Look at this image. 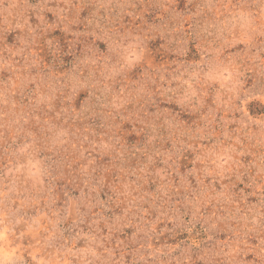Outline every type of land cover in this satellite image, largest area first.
Masks as SVG:
<instances>
[{"label":"clouds","instance_id":"clouds-1","mask_svg":"<svg viewBox=\"0 0 264 264\" xmlns=\"http://www.w3.org/2000/svg\"><path fill=\"white\" fill-rule=\"evenodd\" d=\"M259 81L264 0H0V264H264Z\"/></svg>","mask_w":264,"mask_h":264},{"label":"rangeland","instance_id":"rangeland-1","mask_svg":"<svg viewBox=\"0 0 264 264\" xmlns=\"http://www.w3.org/2000/svg\"><path fill=\"white\" fill-rule=\"evenodd\" d=\"M30 2H35V0H30ZM88 9H86L82 14H81V19H83L85 16L88 14ZM158 10L157 9H150L149 13L146 14L145 19L148 22H155L154 21V16ZM47 18L49 19V22L52 21V16L51 14H46ZM33 23L35 21L33 20ZM125 23H127V18H125ZM49 39L53 40L54 45H59V47L62 49V51L67 52L68 47H69V41L73 39V37L69 36L68 34L63 33L59 29L55 30L54 32L50 33L48 36ZM83 40V38H81ZM163 41L157 40L153 41L150 43V48L152 50L153 57L155 58L156 62H162L165 59H170L171 57L169 56L168 53L164 51V49L161 47V44ZM82 45H78V47H81ZM101 50H103L104 45L101 43L100 45ZM45 55L49 60L52 59V57L47 53V50L45 52ZM63 60L66 62L70 61V57H62ZM251 84V81H249ZM264 86V81H259L257 83V87ZM84 97H86V93H81L80 94V99L77 101V106H79L80 103L83 102ZM250 111L253 113H258V112H264V106L258 104V103H253L250 105ZM125 133H126V142L128 143L129 147H131L133 144L139 146L140 144L143 143V136L142 135H137V133L133 132L130 126H126L125 128ZM104 163H107V159L103 161ZM134 164L135 161H132Z\"/></svg>","mask_w":264,"mask_h":264}]
</instances>
